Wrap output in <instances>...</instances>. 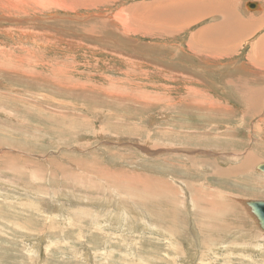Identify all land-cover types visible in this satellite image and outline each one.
<instances>
[{"label":"rangeland","instance_id":"rangeland-1","mask_svg":"<svg viewBox=\"0 0 264 264\" xmlns=\"http://www.w3.org/2000/svg\"><path fill=\"white\" fill-rule=\"evenodd\" d=\"M80 1L0 0V264H264V111L136 30L161 0Z\"/></svg>","mask_w":264,"mask_h":264},{"label":"crops","instance_id":"crops-1","mask_svg":"<svg viewBox=\"0 0 264 264\" xmlns=\"http://www.w3.org/2000/svg\"><path fill=\"white\" fill-rule=\"evenodd\" d=\"M180 1L189 11L197 2V17L194 12L185 24L184 11L178 28L166 34L164 46L174 48L175 55L177 50L189 54H181L183 61L173 58V66L181 67L188 83L201 81L196 93L209 103L224 107L221 96L228 93L235 97L231 103L243 105L241 111H264V0Z\"/></svg>","mask_w":264,"mask_h":264},{"label":"bare ground","instance_id":"bare-ground-1","mask_svg":"<svg viewBox=\"0 0 264 264\" xmlns=\"http://www.w3.org/2000/svg\"><path fill=\"white\" fill-rule=\"evenodd\" d=\"M67 1H71V3L73 4H78L79 2H81L80 0H67ZM105 2V1H109V0H84L83 3L87 4V5H92V4H95L96 2ZM214 1V0H213ZM218 1V0H217ZM162 4L159 2L158 5L157 3H154V4H149L147 7H146V10H145V13L143 14V16H140L142 17V26H137L136 30H141L144 34V36H151L153 34H155L154 36H156L158 34V32H161L160 31V26L162 24V27L161 29L164 30L166 29L167 27L171 28V29H177L178 28V22H179V18L180 16L183 15V12L184 11H188L187 15L190 14L191 16H189L185 21L184 23L186 22H191L193 17H194V12L195 14H197V4L196 3H192L195 7H194V11H189V10H186V8L184 9L183 7V3H181V1H178V0H162L161 1ZM202 2V1H201ZM216 2V0L214 1ZM213 2V3H214ZM219 2V1H218ZM188 4V3H187ZM205 6V5H203ZM202 6V7H203ZM212 8V7H211ZM191 10V9H190ZM211 10V9H208V11ZM144 11V10H143ZM219 11V10H218ZM191 12H193L191 14ZM204 12V11H203ZM197 17V16H195ZM185 18H183L184 20ZM140 23V22H139ZM181 24V23H180ZM183 24V22H182ZM151 25V26H150ZM153 25V26H152ZM222 28V27H221ZM210 34V32H209ZM201 35V34H200ZM203 35V34H202ZM211 35V34H210ZM201 42V40H200ZM198 47V46H197ZM262 49V48H261ZM193 51V49H192ZM175 54V53H174ZM187 56V55H186ZM182 59V58H181ZM264 59V58H263ZM253 67V66H252ZM257 67V66H256ZM185 78V77H183ZM186 79V78H185ZM187 80V79H186ZM189 81V80H188ZM260 163L257 164V166L259 165ZM256 166V167H257ZM132 198V197H131ZM243 202L245 200H242ZM240 202V204L242 206H244L242 203L243 202ZM117 203V202H116ZM117 207V210H121V207L119 205L116 206ZM134 207V206H133ZM245 207V206H244ZM246 210H248L246 207H245ZM123 210V209H122ZM125 210V209H124ZM125 212V211H124ZM139 212V211H138ZM128 214V213H127ZM120 216H123L121 214H119ZM142 217L144 216L143 214H141ZM147 216H150V218L152 217L153 219H158V215L155 214H146ZM116 216V220H119V217L118 215H115ZM124 217V216H123ZM125 221L128 222V219H126L124 217ZM140 220V219H139ZM256 226V225H255ZM159 228V227H158ZM155 230V229H154ZM263 233V232H261Z\"/></svg>","mask_w":264,"mask_h":264},{"label":"water","instance_id":"water-1","mask_svg":"<svg viewBox=\"0 0 264 264\" xmlns=\"http://www.w3.org/2000/svg\"><path fill=\"white\" fill-rule=\"evenodd\" d=\"M249 5L253 6L254 4ZM256 170L264 173V163H260ZM242 204L248 209L257 228L264 233V200H245Z\"/></svg>","mask_w":264,"mask_h":264}]
</instances>
